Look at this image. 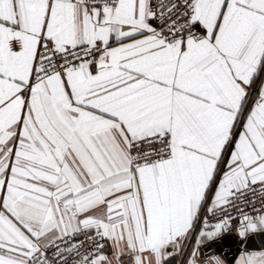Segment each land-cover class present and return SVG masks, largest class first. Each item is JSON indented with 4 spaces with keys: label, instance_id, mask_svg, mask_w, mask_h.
<instances>
[{
    "label": "snow or ice",
    "instance_id": "obj_1",
    "mask_svg": "<svg viewBox=\"0 0 264 264\" xmlns=\"http://www.w3.org/2000/svg\"><path fill=\"white\" fill-rule=\"evenodd\" d=\"M231 232H264V0H0V264H233Z\"/></svg>",
    "mask_w": 264,
    "mask_h": 264
},
{
    "label": "water",
    "instance_id": "obj_2",
    "mask_svg": "<svg viewBox=\"0 0 264 264\" xmlns=\"http://www.w3.org/2000/svg\"><path fill=\"white\" fill-rule=\"evenodd\" d=\"M263 247L264 232L249 234L246 242H241L240 238L236 234H226L221 241H217L213 246H211L210 251L221 253L233 262L242 251L260 249ZM177 258L178 257L173 258L171 262H166V264H176Z\"/></svg>",
    "mask_w": 264,
    "mask_h": 264
},
{
    "label": "crops",
    "instance_id": "obj_3",
    "mask_svg": "<svg viewBox=\"0 0 264 264\" xmlns=\"http://www.w3.org/2000/svg\"><path fill=\"white\" fill-rule=\"evenodd\" d=\"M247 251H264V247L263 248H260V249H251V250H247ZM245 251H242L236 258H235V260L236 259H238L239 258V256L241 255V254H243ZM217 254H220V255H222L221 253H218V252H216ZM178 258H177V262L179 261V259H181V257H179V256H177ZM235 260L233 261V264H234V262H235ZM177 264V263H176Z\"/></svg>",
    "mask_w": 264,
    "mask_h": 264
},
{
    "label": "rangeland",
    "instance_id": "obj_4",
    "mask_svg": "<svg viewBox=\"0 0 264 264\" xmlns=\"http://www.w3.org/2000/svg\"><path fill=\"white\" fill-rule=\"evenodd\" d=\"M177 264H181V259H179V261L177 262Z\"/></svg>",
    "mask_w": 264,
    "mask_h": 264
},
{
    "label": "built area",
    "instance_id": "obj_5",
    "mask_svg": "<svg viewBox=\"0 0 264 264\" xmlns=\"http://www.w3.org/2000/svg\"><path fill=\"white\" fill-rule=\"evenodd\" d=\"M234 216H235V214H234ZM228 234H236L235 232H231V233H228Z\"/></svg>",
    "mask_w": 264,
    "mask_h": 264
}]
</instances>
